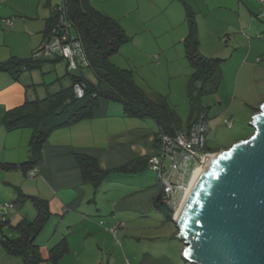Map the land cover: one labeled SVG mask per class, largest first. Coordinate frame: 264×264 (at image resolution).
Instances as JSON below:
<instances>
[{"label": "crops", "instance_id": "crops-1", "mask_svg": "<svg viewBox=\"0 0 264 264\" xmlns=\"http://www.w3.org/2000/svg\"><path fill=\"white\" fill-rule=\"evenodd\" d=\"M18 3L19 0H0V63L30 58L38 42L43 41L48 5L43 6L45 13L40 16L44 21L42 28L32 23L36 19L30 14L31 5L27 3L25 13L20 14ZM166 9H171L177 20L181 13L180 20L167 28L179 35L175 44L183 43L189 33L186 10L193 13L199 53L206 59L222 61L221 81L213 94H218L224 78L226 83L228 78H234L227 85L234 94L239 87L245 89L242 103L256 107L254 116L264 103V94L256 86L257 78H264V8L258 0H158V13L166 15ZM36 16L40 20L39 14ZM5 20H12L11 25H4ZM50 61L38 70L23 73L18 81L0 72V206L14 204L0 234L11 239L20 237L17 225L36 216L29 199L35 197L44 201L49 210L46 224L34 239L40 251L45 252L43 257L62 240L68 246V253L56 264H110L112 257L108 254L116 239H120L122 249L130 251L128 241H123L127 237L150 243L146 254L132 258L136 264H183L182 251L175 253L179 243L173 239L178 234L175 224L154 207L160 187L147 160L157 152L155 136L159 129L152 119L127 115L120 104L100 100L92 119L50 133L33 177L19 168L28 160L32 132L27 128L7 131L2 123L5 113L26 100L43 99L69 87L66 71L79 72H70L62 59ZM62 61L65 73H56L55 78L48 76L49 81L45 82L44 75L54 72ZM79 62L86 64L82 58ZM86 79L94 81L93 77ZM75 155L96 161L104 174L98 187L82 179ZM188 181L189 178L185 184ZM177 197L176 205L180 195ZM117 223L124 228L114 237L109 229ZM167 223L173 224L167 230L169 234ZM0 264L24 263L19 257L7 255L0 246Z\"/></svg>", "mask_w": 264, "mask_h": 264}, {"label": "trees", "instance_id": "trees-1", "mask_svg": "<svg viewBox=\"0 0 264 264\" xmlns=\"http://www.w3.org/2000/svg\"><path fill=\"white\" fill-rule=\"evenodd\" d=\"M53 1L55 0H45L46 6L49 7V17L45 23L42 42H46L53 28L62 30L58 25L62 27L66 25L68 29L73 28L75 30L73 40L80 42L86 67L90 69L94 81L91 82L85 78L83 66L79 65V74H70L66 71V76L70 80L69 87L49 94L43 99L26 100L22 106L5 113L2 123L7 131L27 128L32 132L28 160L19 166L26 176L27 172L34 169L40 162L42 146L50 133L54 129L92 119L94 109L100 100L120 104L127 115L152 119L159 129L156 136L161 132L173 134L176 131L185 130L200 114L204 115L207 122V116L198 107V103L203 95H211L217 90L221 81L222 61L206 59L199 53L193 13L189 9L186 10L185 16L189 33L183 44L185 57L192 69L187 84L191 115L189 125L184 129L181 128L178 116L169 107L165 97L159 96L155 100L148 98L135 83L130 70L119 69L109 61L123 45L129 42V38L117 21L93 8L88 0H58L59 3L52 4ZM39 52H42L41 46L30 58H12L0 63V72L7 73L18 81L23 73L38 70L45 62H51L50 60L61 59L58 56L35 57ZM74 85L83 88L84 95L81 99L74 94ZM252 134L251 129L249 137ZM204 151L216 152L208 149L206 143ZM74 158L82 179L85 182L90 181L95 188L98 187L103 181L104 174L98 169L96 161L83 155H75ZM29 199L36 210L35 218L30 222H21L17 225L20 234L17 239L0 234V246L7 255L21 258L24 264H56L68 253L67 243L62 240L48 251L47 257H43L34 239L46 224L49 210L44 201L35 197ZM154 207L165 211L167 218L172 221V212L161 203L160 195L154 201ZM7 223L8 216L3 226ZM3 226L1 225L0 229Z\"/></svg>", "mask_w": 264, "mask_h": 264}, {"label": "rangeland", "instance_id": "rangeland-1", "mask_svg": "<svg viewBox=\"0 0 264 264\" xmlns=\"http://www.w3.org/2000/svg\"><path fill=\"white\" fill-rule=\"evenodd\" d=\"M91 2L92 6L97 7L96 10L102 13L106 12L109 15L108 17L117 21L129 38V42L123 45L109 61L119 69L130 70L135 83L148 98L155 100L159 96L165 97L169 107L178 116L179 123L185 128L191 115V106L187 97V84L192 69L185 57L183 43L175 44L179 35L174 33V29L171 31L167 29L170 23L176 24L180 20L181 13L180 16L178 15V20L176 15L171 14V9H166V15L159 14L158 0H91ZM27 3L31 5L29 8L31 16L36 19L32 22L35 25L34 27L42 25L41 27L44 28V21L40 16L45 13L43 8L46 5L45 0H19L20 14L25 13L23 11L27 8ZM56 3H59V1L52 2V4ZM37 9L39 10L38 13ZM38 14L40 20H37L36 15ZM2 23L4 24V21ZM69 31L71 39H74L75 30L70 28ZM41 43L38 42V48ZM65 62L62 61L54 72L45 74V82H48L49 78H55L57 74L63 75L65 73ZM79 65L83 66L86 78L92 77V73L86 67V64L79 62ZM68 70L76 73L70 68ZM76 71H79L77 74L80 73V69ZM48 76L49 78H47ZM229 79L234 78H228L227 83L224 78V81L220 84L221 88L218 94L203 95L198 103V107L207 116L206 147L211 151H216L214 153H219L222 151L221 149H228L235 142L238 143L249 138L251 133L249 124L256 109L255 106L243 105L242 100L243 95L246 94L245 89L239 87L238 92L234 94V89L227 85L230 84ZM257 81L256 86L264 94V78H257ZM227 121L232 122L231 127H228ZM164 164L167 167L170 165L167 161ZM196 165L193 160L182 163L179 172L172 175V183L175 185L185 184ZM177 200L176 195L175 204ZM162 212L165 213V211ZM166 228V233L169 234L167 230L173 228V224L167 223ZM156 231H158V228ZM173 239L175 242H179L177 237ZM124 240L125 242L128 241L130 251L125 247L123 250L114 241L115 245L112 244L113 247L108 254L109 257H112L110 264H127L128 262L136 264L132 258L143 253L146 254L149 251V242L146 243L138 239L132 240L129 237ZM181 251L182 245L179 242L175 246L176 255L180 254ZM40 252H42V255L45 254L43 250ZM183 264L188 263L183 262Z\"/></svg>", "mask_w": 264, "mask_h": 264}, {"label": "water", "instance_id": "water-1", "mask_svg": "<svg viewBox=\"0 0 264 264\" xmlns=\"http://www.w3.org/2000/svg\"><path fill=\"white\" fill-rule=\"evenodd\" d=\"M253 134L209 159L175 221L188 264H264V103Z\"/></svg>", "mask_w": 264, "mask_h": 264}, {"label": "built area", "instance_id": "built-area-1", "mask_svg": "<svg viewBox=\"0 0 264 264\" xmlns=\"http://www.w3.org/2000/svg\"><path fill=\"white\" fill-rule=\"evenodd\" d=\"M258 4L264 8V0H258ZM4 23L8 26L11 25L10 21L5 20ZM58 27L62 30L52 29L46 40L41 43L42 52H39L35 57L40 56H58L65 60L71 70L76 71L79 69V61L82 58L81 44L79 41L73 40L70 37V31L66 25ZM74 94L77 98L81 99L84 95L83 88L79 85H74ZM204 115L200 114L196 119L185 129L174 132L173 134L159 133L156 136L157 152L155 155L148 159V168L154 171L157 175V183L160 187L161 203L171 210V220L174 222L177 212L182 205L186 191L189 187L193 174L198 169H203L209 159L216 156L217 153L205 152V143L207 135V122ZM228 127L232 123L227 121ZM193 160L196 162V167L190 174L187 184H173L172 175L179 172L182 163ZM169 162L167 167L164 162ZM204 165V166H203ZM28 177L34 176V170L27 172ZM180 195L179 203L176 205L174 202L175 195ZM14 208L11 203H3L0 206V226L7 219L8 212ZM124 225L117 223L109 232L115 237ZM119 239H116V244L119 245Z\"/></svg>", "mask_w": 264, "mask_h": 264}, {"label": "bare ground", "instance_id": "bare-ground-1", "mask_svg": "<svg viewBox=\"0 0 264 264\" xmlns=\"http://www.w3.org/2000/svg\"><path fill=\"white\" fill-rule=\"evenodd\" d=\"M204 166V165H203ZM206 166V165H205ZM204 166V167H205ZM204 167H203V169H204ZM203 169H198V170H196L195 172H194V174H193V177H192V179H191V181H190V184H189V187H188V189H187V191H186V197L189 195V193L192 191V189L194 188V185L197 183V181L199 180V178L201 177V175H202V173H203ZM185 197V198H186Z\"/></svg>", "mask_w": 264, "mask_h": 264}]
</instances>
